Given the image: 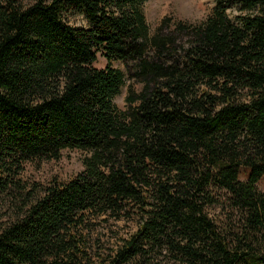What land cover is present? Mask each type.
Listing matches in <instances>:
<instances>
[{
	"label": "trees",
	"instance_id": "1",
	"mask_svg": "<svg viewBox=\"0 0 264 264\" xmlns=\"http://www.w3.org/2000/svg\"><path fill=\"white\" fill-rule=\"evenodd\" d=\"M146 1L0 0V264H264V0L152 34ZM62 150L81 172L21 181Z\"/></svg>",
	"mask_w": 264,
	"mask_h": 264
},
{
	"label": "rangeland",
	"instance_id": "2",
	"mask_svg": "<svg viewBox=\"0 0 264 264\" xmlns=\"http://www.w3.org/2000/svg\"><path fill=\"white\" fill-rule=\"evenodd\" d=\"M216 0H147L143 5V13L145 23L148 28V33L152 34L159 26L162 19L166 18L170 23L182 22L190 25L201 23L211 13ZM229 16L235 14L233 10L228 8ZM72 26H83L84 22L80 17H75L69 21ZM171 25V24H170ZM105 66H110L114 69H119L124 74L125 69L119 61L110 60L106 62L100 56L97 57L94 67L103 69ZM142 85L133 80L124 78L123 86L120 89L119 95L113 99V103L117 109L123 111L127 107L125 102L126 96L130 93L137 95L141 90ZM88 155L85 151L80 150H62L57 160L39 161L26 163L20 175L22 182L28 185L37 184L46 186L51 182H66L76 174L82 171V160ZM247 170L241 168L239 170V180L243 181ZM256 189L264 193V176L256 183ZM0 199V217L6 219L5 214L10 204L1 205ZM212 218L219 219L218 210H210Z\"/></svg>",
	"mask_w": 264,
	"mask_h": 264
}]
</instances>
